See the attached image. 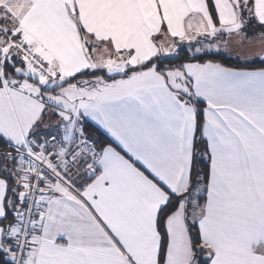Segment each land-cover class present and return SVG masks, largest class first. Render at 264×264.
<instances>
[{
  "label": "snow or ice",
  "instance_id": "snow-or-ice-1",
  "mask_svg": "<svg viewBox=\"0 0 264 264\" xmlns=\"http://www.w3.org/2000/svg\"><path fill=\"white\" fill-rule=\"evenodd\" d=\"M179 2L30 0L24 26L13 23L11 11L0 4V264H103L74 257L79 237L95 227L85 209L125 251L123 237L101 216L99 201L113 188L112 150L133 159L127 141L140 133L147 102L137 78L113 81L116 73L139 67L125 63L123 55H136L135 32L148 27L152 42L162 41ZM194 2L202 4L209 30L195 43H181L158 67L183 52L209 61L184 65L201 70L202 80L192 78L207 91L231 84L264 92V0ZM58 54L74 69L50 68ZM201 143L203 149L194 143L200 150L184 183H161L136 161L166 193L148 215L155 248L148 264H264V212L231 203L232 157L223 143L213 148L207 129Z\"/></svg>",
  "mask_w": 264,
  "mask_h": 264
},
{
  "label": "crops",
  "instance_id": "crops-1",
  "mask_svg": "<svg viewBox=\"0 0 264 264\" xmlns=\"http://www.w3.org/2000/svg\"><path fill=\"white\" fill-rule=\"evenodd\" d=\"M0 4L11 11L13 23L19 22L21 26L27 23L31 14L30 0H0ZM175 7L171 31L161 33L163 40L156 41L159 47L150 39L152 29L141 28L133 37L138 51L131 58L125 52V63L135 62L140 66L152 56L167 53L178 43L200 37L199 32L193 31L197 24L202 25L206 32L209 30L201 11L202 4L182 0ZM189 12L191 16H187ZM174 36L179 39L174 41ZM118 43L124 46L123 40ZM111 55L113 60H119L118 54ZM113 60L105 63L111 64ZM207 63L209 61L187 62L188 65ZM184 65L164 72L151 66L115 76L113 83L137 78L141 89L139 95L147 102L140 133L127 141L133 159L129 161L112 150L116 165L111 173L113 188L110 192H103L99 201L101 216L115 235L123 237L125 251H121L105 228L85 209L95 227L79 237L80 243L74 250L75 258L102 261L103 264H148L154 259L155 248L148 215L164 202L166 193L135 164L138 159L161 183L174 185L186 182L190 161L195 156V103L200 101H203L204 110L201 135L207 129L213 148L223 143L232 157L228 198L237 208L253 214L264 212V92L231 84H226L220 91H207L202 83L192 78L195 76L202 80L201 70ZM49 67L63 72L74 69V64L66 56L58 54ZM178 71L184 72L183 75ZM120 87L124 91L123 86ZM173 251H176L175 237ZM184 253L187 254L186 243Z\"/></svg>",
  "mask_w": 264,
  "mask_h": 264
},
{
  "label": "trees",
  "instance_id": "trees-1",
  "mask_svg": "<svg viewBox=\"0 0 264 264\" xmlns=\"http://www.w3.org/2000/svg\"><path fill=\"white\" fill-rule=\"evenodd\" d=\"M201 41V40H200ZM163 56L161 57H157L156 59V63L148 66V67H144L143 64L140 65L138 67V69L136 71H142V70H145L151 66H154L156 68L157 71L159 72H164V69L167 68H175V67H178L180 65H183L184 63H187V62H195L196 60H193L192 58H190L186 53H179L178 57L175 58V59H172V60H169V61H166V63L163 65V66H159L158 67V64H159V60L162 59ZM205 61H208L207 59L203 60V61H198V62H205ZM212 62H215V61H212ZM195 106H196V112H197V138H196V142L195 143H199L200 144V149H203L204 148V144L201 143V129H202V122H203V118H202V113H201V109H202V104L199 103V102H196L195 103ZM195 149V148H194ZM200 149H195V154L200 150Z\"/></svg>",
  "mask_w": 264,
  "mask_h": 264
},
{
  "label": "rangeland",
  "instance_id": "rangeland-1",
  "mask_svg": "<svg viewBox=\"0 0 264 264\" xmlns=\"http://www.w3.org/2000/svg\"><path fill=\"white\" fill-rule=\"evenodd\" d=\"M193 31H195V32H199L200 34H199V36H202L204 33H206V31H205V28L202 26V25H200V24H197L196 25V29H193ZM197 39L198 38H194V39H188V40H186L185 42H190L189 44H191V43H195L196 41H197ZM195 41V42H194ZM179 44L180 43H178L177 45H175L173 48H171L167 53H169V52H171L174 48H176L177 46H179ZM189 44H187V45H189ZM186 45V46H187ZM200 45L201 46H203V40L201 39V41H200ZM166 54V53H165ZM162 56V55H161ZM161 56H159V57H161ZM189 56V55H188ZM190 57V56H189ZM191 58V57H190ZM196 62V61H195ZM184 65V64H183ZM180 66H182V65H180ZM180 66H178L177 68L179 69V67ZM118 73H121V72H118ZM118 73H116V75L115 76H117L118 75ZM183 73L184 72H180V71H178V74H180V75H183ZM105 79H107V77L105 76L104 77ZM170 79V82H171V78H169ZM185 79V78H184ZM175 237V236H174ZM185 243H186V241H185ZM187 246V245H186Z\"/></svg>",
  "mask_w": 264,
  "mask_h": 264
},
{
  "label": "built area",
  "instance_id": "built-area-1",
  "mask_svg": "<svg viewBox=\"0 0 264 264\" xmlns=\"http://www.w3.org/2000/svg\"><path fill=\"white\" fill-rule=\"evenodd\" d=\"M28 61L30 62V63H36V61L35 60H33V58H32V56H28ZM47 69H44V71H46Z\"/></svg>",
  "mask_w": 264,
  "mask_h": 264
},
{
  "label": "water",
  "instance_id": "water-1",
  "mask_svg": "<svg viewBox=\"0 0 264 264\" xmlns=\"http://www.w3.org/2000/svg\"><path fill=\"white\" fill-rule=\"evenodd\" d=\"M194 42H195V41H194ZM181 43H184L185 45H187V44H189L190 42H181ZM181 43H180V44H181ZM180 44H179V45H180ZM177 47H178V46H177ZM174 51H175V48H174L171 52H174ZM167 54H168V53L163 54L162 56L164 57V56L167 55Z\"/></svg>",
  "mask_w": 264,
  "mask_h": 264
}]
</instances>
